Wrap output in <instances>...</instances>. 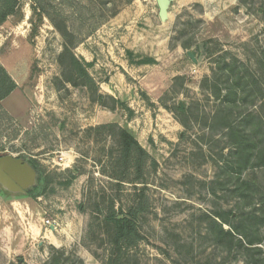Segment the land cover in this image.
Here are the masks:
<instances>
[{"label":"rangeland","instance_id":"1","mask_svg":"<svg viewBox=\"0 0 264 264\" xmlns=\"http://www.w3.org/2000/svg\"><path fill=\"white\" fill-rule=\"evenodd\" d=\"M43 7L17 0L0 23V64L17 83L0 101V156L38 165L28 190L0 184V264H115L117 256V264H264V165L253 159L238 172L233 145L251 140L255 153L264 146V100L242 94L244 104L228 117L231 132L213 88L229 61L264 91V0H174L166 21L156 0ZM54 23L81 41L75 55L115 101L99 102L67 73ZM117 72L113 84L123 93L115 96L100 84ZM108 124L132 133L155 163L140 174L128 161L116 168L117 129ZM142 193L143 239L119 250L105 212H126ZM215 220L227 231L240 227L255 248L235 232L230 242Z\"/></svg>","mask_w":264,"mask_h":264},{"label":"trees","instance_id":"2","mask_svg":"<svg viewBox=\"0 0 264 264\" xmlns=\"http://www.w3.org/2000/svg\"><path fill=\"white\" fill-rule=\"evenodd\" d=\"M40 8H44L43 4L45 0H34ZM17 5V0H0V23L5 21L9 15L15 12ZM56 28L61 33L64 39V50L60 55L61 65L65 68L67 73H74L76 78L83 80V84L89 87L91 90L98 93L99 102L104 103V99L107 97L114 100L110 95H104L100 92V87L98 82L93 78L89 73L88 69L84 63L75 55L74 49L81 42L77 39L76 35L67 27V25L62 24L58 25L54 23ZM264 57V55H263ZM260 64L264 72V60L260 61ZM251 72V71H250ZM253 73V72H252ZM256 74V73H254ZM210 79V78H209ZM258 78L253 77V74L245 75L241 70H238L235 62L225 61L224 66L222 67V72L219 73V76L216 77L215 82L213 83V88L215 89L214 95L217 98L222 97V103L218 112H221L222 116L220 119L223 122H226V128L229 131L233 132L236 127H234L235 121H229L228 117L234 112L233 109L237 108L244 104L245 94L247 93L248 100L253 96L254 98H259L264 100V91L258 86ZM72 79H68L69 82H74ZM211 80V79H210ZM214 80V79H213ZM213 80H211L213 82ZM17 88V83L8 75L5 68L0 64V101L9 96ZM115 101V100H114ZM115 107H113L114 109ZM178 109L186 113L188 110L183 104L178 105ZM252 118V114H248L245 119ZM252 121L253 119H249ZM108 127H111L114 130V136L117 139L119 145V155L116 161V168L120 170L124 166L125 162L128 161L130 167L137 168V174L141 173L142 166L151 160V163H155L152 160L150 153L140 144V142L134 137L132 133H129L126 129L120 127L117 124H108ZM241 133V132H240ZM251 140H242L235 139L233 145L236 147L235 155L238 157V172H241L242 169L247 168V166L252 164L253 159H258V162L261 165H264V146L261 147L256 153L252 148ZM31 164L37 168V163L31 161ZM145 166V165H144ZM141 180V179H137ZM145 196L144 193L141 194V200L135 202L134 205L129 207V209L124 212L123 209L117 210L115 207H110L107 209L104 215L105 223L112 224V242L119 250L123 247L131 248L138 244L139 241L143 239L140 229H139V218L147 210V207L142 201V198ZM220 217V215H217ZM218 232H220L224 237H229L231 242L235 235L234 232L242 236L240 243L245 246L248 251H251L256 244L255 239H252L246 235L245 232L240 229V227H233L234 232L225 230L221 224L215 220ZM243 240V241H242ZM261 241L264 239H260ZM259 240V241H260ZM244 243V244H243ZM120 257L117 256L116 262H120ZM82 263V262H81ZM115 263V264H117ZM58 264V262H57ZM108 264H114V260L110 259Z\"/></svg>","mask_w":264,"mask_h":264},{"label":"water","instance_id":"3","mask_svg":"<svg viewBox=\"0 0 264 264\" xmlns=\"http://www.w3.org/2000/svg\"><path fill=\"white\" fill-rule=\"evenodd\" d=\"M159 7V16L162 21L169 18V9L174 0H156ZM187 55L198 64V50L191 48L187 51ZM25 175H31V179H25ZM36 170L24 159L16 158L12 155L0 158V183H2L7 190L13 192H23L28 185L35 182ZM29 182V183H28ZM19 185L21 187H19ZM24 188V189H22Z\"/></svg>","mask_w":264,"mask_h":264},{"label":"crops","instance_id":"4","mask_svg":"<svg viewBox=\"0 0 264 264\" xmlns=\"http://www.w3.org/2000/svg\"><path fill=\"white\" fill-rule=\"evenodd\" d=\"M120 73H118L117 72V74H114V75H112L110 78H109V82H102L101 84H100V86H101V89L103 90V91H105L106 93H108V94H111V95H115V96H117V95H119V94H122L123 93V87L121 86V87H119V86H115L114 84H113V82L115 81V80H121V78H118V77H121V75H119ZM127 84V83H126ZM128 85V84H127ZM41 262L43 263L44 262V259L43 260H41ZM40 261L38 262L37 260H34V263L33 264H42Z\"/></svg>","mask_w":264,"mask_h":264},{"label":"flooded vegetation","instance_id":"5","mask_svg":"<svg viewBox=\"0 0 264 264\" xmlns=\"http://www.w3.org/2000/svg\"><path fill=\"white\" fill-rule=\"evenodd\" d=\"M1 157H4V156H0V158ZM31 166H32V164L31 163H29ZM34 169H35V167H33ZM36 170V169H35ZM36 174H37V170H36ZM37 176V175H36ZM26 178H28L27 180H30L31 179V175H25V179ZM32 180V179H31ZM35 180H36V177H35ZM29 183V182H28ZM4 188H5V186L2 184V183H0ZM34 184H35V182H34ZM34 184H32V185H28L27 187H32ZM19 187H21L20 185H19ZM22 189H24V188H22ZM29 189V188H28ZM28 189H25L24 191H26V190H28ZM23 191V192H24Z\"/></svg>","mask_w":264,"mask_h":264}]
</instances>
